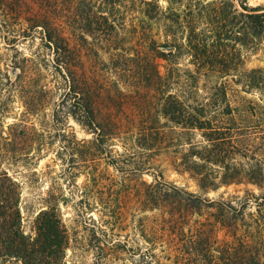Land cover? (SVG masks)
<instances>
[{"label":"trees","instance_id":"trees-1","mask_svg":"<svg viewBox=\"0 0 264 264\" xmlns=\"http://www.w3.org/2000/svg\"><path fill=\"white\" fill-rule=\"evenodd\" d=\"M226 1L239 3L241 11L231 3L218 10L214 3L194 1L181 11L172 7L163 11L157 1L142 4L156 12L153 15L144 10L149 21L162 17L169 23L165 31L171 38L169 48H183L200 67L226 66L228 42H233L234 48L247 45L255 49L261 44L264 9L248 7L246 0ZM34 2L37 10L26 20V26L18 27L24 1L0 0V32L5 33L3 40L8 45L20 38L26 40L36 31L42 34L41 46L51 53L66 82L58 106L65 107L68 116L90 133L93 141L132 139L143 159L137 165L140 174L147 171L146 165L166 163L173 171L188 174L199 189L201 194L191 193L158 173L151 184H144L146 190L141 193L144 208L160 212L169 227L181 231L183 224H188L187 232L182 231L186 240L180 258L215 264V225L219 223L226 237L224 264H264V70L219 71L225 79L204 96L196 91L201 71H187V89L178 95L171 91L176 84L174 72L162 75L153 61L145 62L147 57L136 54L123 60L130 70L141 71H119L118 56L115 59L113 53L104 59L118 49L113 44L110 11L134 0H101L99 6L92 0ZM106 9L109 12L102 11ZM200 22L207 33L198 31ZM240 30L246 35V43L239 37ZM178 34L183 36L180 45H176ZM234 55L238 64L240 54ZM104 70L112 78L105 80L100 73ZM35 76L31 71H20L14 83L30 84ZM14 83L0 71V105L6 103L4 89L14 87ZM36 89L47 97L44 86ZM128 106L141 111V119H124L122 111ZM2 112L0 106V115ZM232 185H250L259 192L245 190L230 200L205 196ZM19 203V184L0 172V259L61 264L68 241L59 219L53 212L41 210L35 217V237L25 235ZM204 211L208 215L204 221L185 223L189 216L200 218Z\"/></svg>","mask_w":264,"mask_h":264},{"label":"rangeland","instance_id":"rangeland-1","mask_svg":"<svg viewBox=\"0 0 264 264\" xmlns=\"http://www.w3.org/2000/svg\"><path fill=\"white\" fill-rule=\"evenodd\" d=\"M23 1L18 27L26 26V20L37 10L34 0ZM92 1L96 6L101 2ZM143 1H157L163 11L168 7L181 11L194 1L202 5L214 3L218 10L231 3L241 11L239 3L230 1L228 4L226 0H134L116 5L110 14L114 21L113 44L118 49L110 51L104 59L111 53L115 59L118 56L119 71H141L138 68L130 70V65L123 61L125 57L138 54L142 59L148 58L145 62L153 61L162 75L174 72L176 84H172L171 91L178 95L187 89L186 72L201 71L197 75L196 91L204 96L225 79H221L219 71L264 70V36L255 49L247 45L234 48V43L228 42L226 66H195V61L183 48H169L171 38L165 35L169 23L162 17L153 21L145 18L144 10L153 15L156 12L144 6ZM246 4L264 9V0H246ZM102 11L109 12L108 9ZM203 22L197 29L207 33ZM240 31L239 37L246 43V35ZM4 35L0 32V71L5 72L12 83L20 71L36 75L30 84L14 83V87L4 89L2 97H7L6 107L0 105L3 111L0 115V172H6L19 184L24 234L35 237V217L41 210H48L59 219L68 241L61 264H202L199 260L183 261L179 256L185 245L188 224H183L181 231L169 227L160 212L144 208L145 201L141 197L145 185L151 184L153 175L158 173L167 182L201 194L195 182L188 174L177 173L166 163L158 167L146 165L147 171L140 174L137 165L143 159L132 139L93 141L92 135L68 116L67 109L58 106L66 91V82L63 71L55 68L51 53L41 46L42 34L36 31L14 45L6 44ZM178 35L176 45L182 43L183 36ZM238 53L240 61L237 64L234 54ZM105 71L108 70L100 72L103 78H112L113 75ZM40 86L48 92L46 98L36 89ZM142 115L137 108L128 106L121 116L138 120ZM245 190L259 192L250 185H232L210 191L205 196L214 200L223 196V200H230L231 196H242ZM202 213L200 218L196 214L189 216L185 223L196 219L204 221L208 215L205 211ZM215 226L214 263L224 264L225 230L219 223ZM0 264L20 263L0 259Z\"/></svg>","mask_w":264,"mask_h":264}]
</instances>
